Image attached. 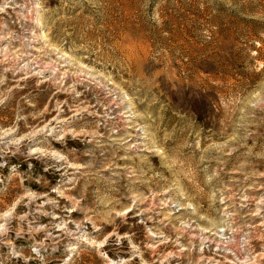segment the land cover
I'll list each match as a JSON object with an SVG mask.
<instances>
[{
    "label": "rangeland",
    "instance_id": "obj_1",
    "mask_svg": "<svg viewBox=\"0 0 264 264\" xmlns=\"http://www.w3.org/2000/svg\"><path fill=\"white\" fill-rule=\"evenodd\" d=\"M0 264H264V0H0Z\"/></svg>",
    "mask_w": 264,
    "mask_h": 264
},
{
    "label": "bare ground",
    "instance_id": "obj_2",
    "mask_svg": "<svg viewBox=\"0 0 264 264\" xmlns=\"http://www.w3.org/2000/svg\"><path fill=\"white\" fill-rule=\"evenodd\" d=\"M118 110V109H117ZM119 122V121H118ZM105 124V123H104ZM123 124V123H122Z\"/></svg>",
    "mask_w": 264,
    "mask_h": 264
}]
</instances>
